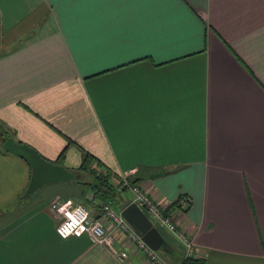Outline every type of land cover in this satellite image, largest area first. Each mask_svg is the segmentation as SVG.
<instances>
[{"label": "crops", "instance_id": "obj_1", "mask_svg": "<svg viewBox=\"0 0 264 264\" xmlns=\"http://www.w3.org/2000/svg\"><path fill=\"white\" fill-rule=\"evenodd\" d=\"M0 130L139 187L191 245L156 227L177 264H264V0H0ZM2 143L0 264H150L61 239L50 204L82 188L22 199L30 168Z\"/></svg>", "mask_w": 264, "mask_h": 264}, {"label": "built area", "instance_id": "obj_2", "mask_svg": "<svg viewBox=\"0 0 264 264\" xmlns=\"http://www.w3.org/2000/svg\"><path fill=\"white\" fill-rule=\"evenodd\" d=\"M117 185V191L126 189L131 193L132 203L147 216L155 228L176 234L186 245L190 256L191 245L182 233L176 232L172 215L165 214L139 187L131 185L127 180L122 179ZM188 206L189 201L185 198L178 200L177 209L184 210ZM50 210L57 218L56 233L61 239L87 235L94 244L105 246L121 263L128 261L129 252H133L143 254L150 264H166L109 203L102 205L98 218L92 217L85 205L71 200H55L50 204ZM117 243L123 245V248L117 249Z\"/></svg>", "mask_w": 264, "mask_h": 264}, {"label": "water", "instance_id": "obj_3", "mask_svg": "<svg viewBox=\"0 0 264 264\" xmlns=\"http://www.w3.org/2000/svg\"><path fill=\"white\" fill-rule=\"evenodd\" d=\"M2 149L22 159L30 168V179L22 199L30 198L44 186L72 182L76 179V175L67 168L44 159L30 146L17 143L12 138L3 141ZM119 213L151 250L168 252L166 249L168 244L135 204H128Z\"/></svg>", "mask_w": 264, "mask_h": 264}, {"label": "trees", "instance_id": "obj_4", "mask_svg": "<svg viewBox=\"0 0 264 264\" xmlns=\"http://www.w3.org/2000/svg\"><path fill=\"white\" fill-rule=\"evenodd\" d=\"M0 135L1 142L8 138L6 134L1 130ZM71 144L72 142L68 141V146ZM67 147H65L60 153L58 159L52 163L62 166ZM78 148L81 154L80 166L77 169L68 170L76 175V179L72 182L82 188L79 199L80 203H82L86 207H89V205H91L92 210L95 212L93 217L98 218L100 216L102 205L107 203L112 205L115 201H119V197L121 196V194L123 192H126L127 190L124 189L122 191H117L114 181L115 177L110 172V170L93 155L80 147ZM1 151L7 153L2 149V147ZM88 194H91V199H88ZM170 208H178V201L175 202ZM166 249L168 250L170 249V247L167 245ZM180 264L208 263L202 258L187 257L184 258L180 262Z\"/></svg>", "mask_w": 264, "mask_h": 264}, {"label": "rangeland", "instance_id": "obj_5", "mask_svg": "<svg viewBox=\"0 0 264 264\" xmlns=\"http://www.w3.org/2000/svg\"><path fill=\"white\" fill-rule=\"evenodd\" d=\"M115 181V186L117 188V180H114ZM130 197V194L129 193H122V198L125 199V198H129ZM112 209L116 212H120V209H119V202L118 201H115L112 205H111ZM158 254H160L165 260H167L169 263L171 264H177L178 261H176V259L178 258L179 256V253L172 249L171 253H163V252H158Z\"/></svg>", "mask_w": 264, "mask_h": 264}]
</instances>
